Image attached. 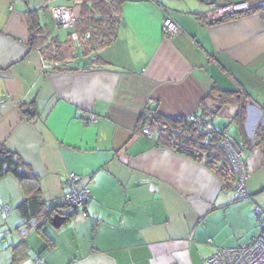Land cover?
Masks as SVG:
<instances>
[{
  "label": "crops",
  "instance_id": "1",
  "mask_svg": "<svg viewBox=\"0 0 264 264\" xmlns=\"http://www.w3.org/2000/svg\"><path fill=\"white\" fill-rule=\"evenodd\" d=\"M85 1L0 0V147L37 179L31 189L0 174V264L17 254L15 264H205L218 247L251 240L264 204V8L210 19L202 0H116L115 21L102 20L114 39L98 47L94 0L76 28L51 15L56 5L81 12ZM168 16L181 28L173 38ZM216 88L247 103L242 125L235 104L211 123L246 141L250 197L141 131L148 109L200 114ZM72 172L89 193L77 209L63 201ZM34 189L44 210L30 220L22 205ZM57 213L68 215L61 226Z\"/></svg>",
  "mask_w": 264,
  "mask_h": 264
},
{
  "label": "trees",
  "instance_id": "2",
  "mask_svg": "<svg viewBox=\"0 0 264 264\" xmlns=\"http://www.w3.org/2000/svg\"><path fill=\"white\" fill-rule=\"evenodd\" d=\"M114 1L116 0L93 1V17L90 16V19L94 20L92 21V24H94L96 29L94 30V32L92 31V38L94 36L96 37V39H94V43L98 47L107 45L114 39L112 35L114 28L113 24H108V27H105L103 26L105 24L102 21L103 18H106L108 21H115V13L118 8L116 5L113 6ZM89 3H91V1L86 0L84 2L83 7L81 6L80 20L76 23L75 28L79 24H83L85 18H89L86 17L87 14L84 12L85 7L90 6ZM28 13L30 22L33 23L34 21H36V14L34 10H30ZM96 16L98 17L96 18ZM33 29L34 27L32 25V30ZM101 29L107 30L108 32L104 35L102 33L103 30ZM97 35L99 36L97 37ZM208 97H212L213 99H215V103L213 104V107H209L205 103L202 109V113H200L199 115L203 116L205 119L211 122L214 117L223 113L226 106L235 104L237 105L235 119L240 125L244 123L246 118L247 103L245 100H242V96L240 95V93L216 88L211 93H209ZM154 108V110L148 109V111L142 114L141 131L143 132V128L145 126L151 127L156 133L159 134V142L161 144L173 147L179 152L191 156L192 158L197 159L199 161H204L206 165L213 168L220 175L223 181L224 189L235 190L237 192L236 186L238 177L234 170V166L229 154L221 144L222 135L226 132L224 130L214 129L213 124L212 129L206 130L200 127L199 125L189 121L188 117L166 116L159 113L156 107ZM260 131L264 133V127H262ZM244 142L246 143V141ZM22 166L23 163L20 158H18V156L6 150L5 148L0 147V174L5 171H13L19 177L20 181L23 182L24 185L30 187L31 189L35 188L34 185H36L37 183L36 177L30 172H26L25 170L19 171ZM239 197L246 198L240 195ZM248 197H250V195ZM63 201L65 206L72 207L75 209L78 208L69 204L67 201L64 200V198ZM55 209L58 210L57 207H55ZM22 210H24L25 215L26 213L28 214V218L30 220L33 217L37 216V218H40V216H42V211L44 210V203L41 201L37 189L33 190V194L30 196L28 201H26L22 205ZM45 216L49 217L48 214H45ZM67 217L68 215L66 216V218ZM14 257L15 258L12 264L16 263L19 254L15 255Z\"/></svg>",
  "mask_w": 264,
  "mask_h": 264
},
{
  "label": "built area",
  "instance_id": "3",
  "mask_svg": "<svg viewBox=\"0 0 264 264\" xmlns=\"http://www.w3.org/2000/svg\"><path fill=\"white\" fill-rule=\"evenodd\" d=\"M204 3L212 4L213 8L206 14L207 18L220 19L230 15H235L240 12L254 10L259 7H264V0H202ZM80 9L76 6L56 5L51 9V15L57 27L72 29L80 20ZM163 31L169 38H173L181 31L178 23L168 16L163 21ZM157 105L156 101L152 102ZM188 120L199 125L200 127L210 130L212 123L199 114L188 116ZM143 134L150 136L154 134V130L150 127L143 128ZM221 144L229 154L234 170L237 174V193L242 197H248L250 192L247 187V180L250 175V170L247 162L246 149L247 144L244 141L236 142L228 134L222 135ZM80 175L72 172L68 176L69 190L64 195V200L76 207H83L89 198V193L86 189L78 186ZM255 213L259 217L260 231L251 240L241 243L236 246L218 247L215 253L205 260V264H264V204H256L254 207ZM87 216V212H82Z\"/></svg>",
  "mask_w": 264,
  "mask_h": 264
},
{
  "label": "water",
  "instance_id": "4",
  "mask_svg": "<svg viewBox=\"0 0 264 264\" xmlns=\"http://www.w3.org/2000/svg\"><path fill=\"white\" fill-rule=\"evenodd\" d=\"M64 221H65V216H63V214L60 213L55 214L53 223L56 226H61L64 223Z\"/></svg>",
  "mask_w": 264,
  "mask_h": 264
},
{
  "label": "rangeland",
  "instance_id": "5",
  "mask_svg": "<svg viewBox=\"0 0 264 264\" xmlns=\"http://www.w3.org/2000/svg\"><path fill=\"white\" fill-rule=\"evenodd\" d=\"M224 116L226 117V114H225V115H222L221 118H225ZM225 119H226V118H225ZM261 124H262V121H261ZM145 127H149V126H145ZM145 127H144V128H145ZM236 127H237V126H235V127L233 128V130H234ZM150 128H151V127H150ZM151 129H152V128H151ZM153 130H154V129H153ZM154 132H155V131H154ZM229 136H230V135H229Z\"/></svg>",
  "mask_w": 264,
  "mask_h": 264
}]
</instances>
